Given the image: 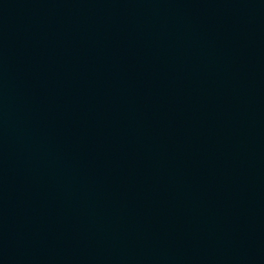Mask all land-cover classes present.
Wrapping results in <instances>:
<instances>
[{
  "label": "water",
  "instance_id": "95a60500",
  "mask_svg": "<svg viewBox=\"0 0 264 264\" xmlns=\"http://www.w3.org/2000/svg\"><path fill=\"white\" fill-rule=\"evenodd\" d=\"M264 198V0H0V234Z\"/></svg>",
  "mask_w": 264,
  "mask_h": 264
}]
</instances>
